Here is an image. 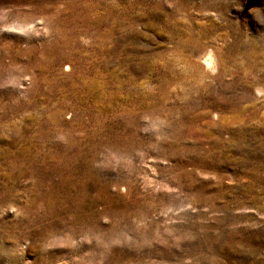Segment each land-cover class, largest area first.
I'll return each mask as SVG.
<instances>
[{"label": "rangeland", "instance_id": "rangeland-1", "mask_svg": "<svg viewBox=\"0 0 264 264\" xmlns=\"http://www.w3.org/2000/svg\"><path fill=\"white\" fill-rule=\"evenodd\" d=\"M0 264H264V0H0Z\"/></svg>", "mask_w": 264, "mask_h": 264}, {"label": "bare ground", "instance_id": "bare-ground-1", "mask_svg": "<svg viewBox=\"0 0 264 264\" xmlns=\"http://www.w3.org/2000/svg\"><path fill=\"white\" fill-rule=\"evenodd\" d=\"M211 57H212V56H210V54H208L207 57L205 58L206 63L209 64V65H210V63H212V61H213Z\"/></svg>", "mask_w": 264, "mask_h": 264}]
</instances>
